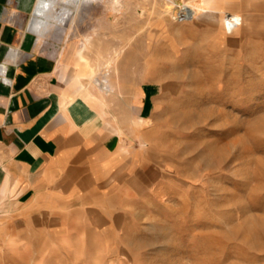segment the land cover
Segmentation results:
<instances>
[{
	"label": "rangeland",
	"instance_id": "rangeland-1",
	"mask_svg": "<svg viewBox=\"0 0 264 264\" xmlns=\"http://www.w3.org/2000/svg\"><path fill=\"white\" fill-rule=\"evenodd\" d=\"M36 2L7 0L0 22L24 11L67 99L100 112L128 168L72 202L0 200V264H264V0H83L33 30ZM190 3L201 10L184 20Z\"/></svg>",
	"mask_w": 264,
	"mask_h": 264
},
{
	"label": "crops",
	"instance_id": "crops-1",
	"mask_svg": "<svg viewBox=\"0 0 264 264\" xmlns=\"http://www.w3.org/2000/svg\"><path fill=\"white\" fill-rule=\"evenodd\" d=\"M13 13L14 26L0 22V63L8 67L7 79L0 74V200L21 207L43 197L72 202L90 185L117 179L127 167L122 145L84 98L69 102L59 65L43 60L24 30V11ZM157 92L152 82L138 91L142 119L150 118Z\"/></svg>",
	"mask_w": 264,
	"mask_h": 264
},
{
	"label": "bare ground",
	"instance_id": "bare-ground-1",
	"mask_svg": "<svg viewBox=\"0 0 264 264\" xmlns=\"http://www.w3.org/2000/svg\"><path fill=\"white\" fill-rule=\"evenodd\" d=\"M83 0H37L35 7H34V17L31 22V26L33 30H41L45 25L49 26L50 21L53 20L56 24H66V19H72L76 12L81 7ZM60 5L62 8L61 13H54L56 7ZM183 10L185 11V15L183 16L184 20H193L198 16L201 8L198 5L193 4H184ZM233 17L236 20H241L239 16L235 14ZM227 16L225 18V30L228 32H232L236 30L237 26L233 29H228L226 26ZM227 27V29H226ZM87 47V46H86ZM84 47V49L86 48ZM84 49L80 50L82 53ZM0 74L4 76L6 79L8 78V67L6 65H0Z\"/></svg>",
	"mask_w": 264,
	"mask_h": 264
},
{
	"label": "built area",
	"instance_id": "built-area-1",
	"mask_svg": "<svg viewBox=\"0 0 264 264\" xmlns=\"http://www.w3.org/2000/svg\"><path fill=\"white\" fill-rule=\"evenodd\" d=\"M241 23V20H236L233 16H228L227 19V27L228 29H233L235 26L239 25Z\"/></svg>",
	"mask_w": 264,
	"mask_h": 264
}]
</instances>
